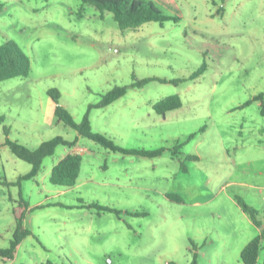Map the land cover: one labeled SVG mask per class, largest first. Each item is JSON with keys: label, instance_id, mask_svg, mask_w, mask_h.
<instances>
[{"label": "rangeland", "instance_id": "obj_1", "mask_svg": "<svg viewBox=\"0 0 264 264\" xmlns=\"http://www.w3.org/2000/svg\"><path fill=\"white\" fill-rule=\"evenodd\" d=\"M142 1L181 20L122 32L81 0H0V46L31 62L28 77L0 83V249L16 214L29 232L0 264H243L260 235L237 197L264 225V0ZM117 87L125 97L91 111L94 133L160 157L115 152L56 116L60 106L80 124ZM173 96L181 109L154 110ZM58 137L78 143L19 185L32 166L7 139L35 151ZM71 153L83 158L77 185H52Z\"/></svg>", "mask_w": 264, "mask_h": 264}, {"label": "trees", "instance_id": "obj_2", "mask_svg": "<svg viewBox=\"0 0 264 264\" xmlns=\"http://www.w3.org/2000/svg\"><path fill=\"white\" fill-rule=\"evenodd\" d=\"M84 4L94 6L102 13L110 12L114 15V19L122 32L128 30H138L142 26L149 23L165 24L166 22L178 23L181 18L179 16H170L165 14L163 10L156 7L153 3H146L142 0H81ZM225 1V0H222ZM31 73V62L25 55L22 49L12 41L7 42L5 45L0 46V83L12 80L15 78H26ZM148 81H142L135 86L139 88L147 84ZM152 81V80H151ZM165 83V81H162ZM128 87H117L105 95L102 101L97 105L89 107L87 114L85 115L82 123L78 124L74 121L73 117L63 108L58 106L56 109V116L60 122H64L70 128L75 130L79 137L89 139L95 143H98L106 148H109L115 152H119L126 155H137L146 158H158L164 150H157L153 152L141 151H127L116 147L111 141L101 134L94 133L92 124L90 121V113L93 109H105L111 106L113 103L126 96ZM49 95L53 100L58 103L60 94L55 91H49ZM183 102L179 96H173L163 99L161 102L154 106V110L158 114H166L181 109ZM8 135L7 131H5ZM78 141L69 142L61 137L55 138L49 142L43 143L37 150L32 151L25 146L18 143L11 142L7 139V146L12 153L20 160L30 164L32 170L26 176H23L19 180V185L23 181H29L35 179L40 173L43 162L45 159L54 156L58 147H68L73 149L76 147ZM83 166V158L81 154L71 153L68 154L59 164H57L51 174L50 183L54 186L72 189L77 185L80 178ZM170 199L178 203H182V200L177 196H170ZM237 202L243 212L248 215L253 223L262 229L261 223L257 220L258 212L248 206L240 197L237 198ZM28 207H26L27 209ZM105 212L111 213L110 209H105ZM16 231L14 234V241L11 247L7 250L0 249V257L3 259L12 260L15 256L16 250L21 244L22 240L29 235V232L23 230L24 213L18 216L16 214ZM264 242V230L262 233L251 241L243 250L241 258L243 264H258ZM52 264V263H48ZM192 264H198L197 257Z\"/></svg>", "mask_w": 264, "mask_h": 264}, {"label": "crops", "instance_id": "obj_3", "mask_svg": "<svg viewBox=\"0 0 264 264\" xmlns=\"http://www.w3.org/2000/svg\"><path fill=\"white\" fill-rule=\"evenodd\" d=\"M237 198H238V197H237ZM261 225H262V224H261ZM260 230H261V233H262V230H264V225H262V229H260ZM261 233H260V234H261Z\"/></svg>", "mask_w": 264, "mask_h": 264}, {"label": "built area", "instance_id": "obj_4", "mask_svg": "<svg viewBox=\"0 0 264 264\" xmlns=\"http://www.w3.org/2000/svg\"><path fill=\"white\" fill-rule=\"evenodd\" d=\"M82 153V151H80Z\"/></svg>", "mask_w": 264, "mask_h": 264}]
</instances>
